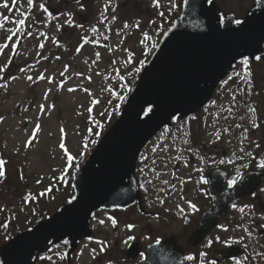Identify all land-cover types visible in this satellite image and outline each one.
Returning <instances> with one entry per match:
<instances>
[{"label": "flooded vegetation", "instance_id": "flooded-vegetation-1", "mask_svg": "<svg viewBox=\"0 0 264 264\" xmlns=\"http://www.w3.org/2000/svg\"><path fill=\"white\" fill-rule=\"evenodd\" d=\"M255 2H239L230 8L225 2L210 0L209 5L220 16V25L229 18L236 25L237 20L242 23L246 19L255 8ZM103 3L111 5L110 0ZM184 3L185 0H119L122 17L112 26L115 32L119 30L120 20L128 21L129 36L148 42L134 54L137 61L133 57V64L123 65L124 70L142 71L161 37L180 18ZM43 12L56 11L48 4ZM152 32L155 36L150 35ZM115 35L117 33L112 37ZM18 48L17 54L22 52ZM60 50L59 44H53L50 49L39 51L36 61L43 69L36 80L41 82V77H47L43 74L52 68V53H60ZM23 65H0V87L13 83L20 70L23 71ZM118 67L117 63L112 66L115 70ZM215 87L211 98L201 108L184 117L175 116L171 125L160 130L141 150L135 168L138 195L133 203L97 208L82 235L76 238L69 235L58 241L50 239L45 248L34 253L32 264H149L146 255L149 248L168 239H174L177 246L183 248V264H212L213 261L215 264L238 261L252 264L254 245L247 244L241 237L246 233L249 239L264 243V168L260 167L264 162V51L253 58L238 60ZM10 98H1L0 105ZM31 104L34 105V100ZM20 106L17 103V109ZM2 150L0 148V159ZM93 151L95 147L84 155L79 166L85 165ZM69 173L62 178L63 183H68V195L55 208L42 198L24 193L15 196L30 208L26 212L2 205L0 264H3L1 251L5 245L50 218L59 207L72 202L73 188L66 177ZM238 175L240 179L233 187L244 178L257 181L262 177L261 184L228 209L202 242H196L201 220L214 202L210 187L231 189L228 181ZM23 178L21 174L19 180ZM9 180L20 185L19 181ZM9 191L6 189V197ZM233 251L237 255L225 256ZM189 256L193 259H187Z\"/></svg>", "mask_w": 264, "mask_h": 264}, {"label": "rangeland", "instance_id": "rangeland-1", "mask_svg": "<svg viewBox=\"0 0 264 264\" xmlns=\"http://www.w3.org/2000/svg\"><path fill=\"white\" fill-rule=\"evenodd\" d=\"M67 1L0 0V5H10L0 7V65L24 64L13 83L0 87V99L11 97L0 105V160L4 161L0 170L5 173L0 177V210L2 205L24 212L30 209L15 196L19 193L42 198L52 208L64 201L68 183H63V176L70 172L66 177L73 180L84 155L115 122L137 77L136 70L126 71L123 65L133 64L134 54L148 43L129 36L128 21L120 20L115 32L112 26L122 17L119 0H110L111 5L104 0ZM217 1L230 8L250 2ZM48 4L56 12H43ZM53 44L60 45V53H52V68L39 82L36 77L43 67L36 61L38 53ZM17 48L22 52L17 54ZM115 63L117 70L112 68ZM241 238L254 245L252 264H264L262 240L259 244L246 233Z\"/></svg>", "mask_w": 264, "mask_h": 264}, {"label": "water", "instance_id": "water-1", "mask_svg": "<svg viewBox=\"0 0 264 264\" xmlns=\"http://www.w3.org/2000/svg\"><path fill=\"white\" fill-rule=\"evenodd\" d=\"M208 3L209 0H187L180 19L162 37L131 89L121 118L104 133L75 175L72 203L5 245L1 251L4 264H31L34 253L50 239L82 235L97 208L133 203L138 195L136 161L147 141L170 125L176 115L183 117L203 106L237 60L264 51V0L256 2V8L242 24L233 26L229 19L221 27L216 10ZM147 107L152 112L143 116ZM261 180L262 177L257 181L244 178L232 190L210 187L214 204L201 220L198 241L212 231L236 201L252 194ZM183 252L174 239H168L149 248L148 261L183 264ZM235 255L233 251L228 256Z\"/></svg>", "mask_w": 264, "mask_h": 264}, {"label": "snow or ice", "instance_id": "snow-or-ice-1", "mask_svg": "<svg viewBox=\"0 0 264 264\" xmlns=\"http://www.w3.org/2000/svg\"><path fill=\"white\" fill-rule=\"evenodd\" d=\"M32 2H33V0H28L29 4H32ZM185 3H187V0H185ZM0 7H3L5 9H9L10 5L7 2H5L4 4L0 5ZM45 11H47V9H45ZM161 15H163V13H161ZM5 19H6V17H5ZM20 23L23 24L24 21L21 20ZM236 23L240 24L241 21L237 20ZM0 27H2V25H0ZM259 59H260V57H257V60H259ZM245 63H247V62L245 61ZM41 78L43 79V77H41ZM29 79L31 80L32 78L29 77ZM70 91H71V89H70ZM147 112L151 113L152 112V108L151 107L147 108ZM70 162H71V157H69V163ZM3 165H4V161L0 160V169L3 168ZM260 167L264 168V162H261ZM4 175H5V173L2 170H0V177H3ZM238 179H240L239 175L237 176L236 179L229 180L228 181V186L229 187L235 186V184L237 183ZM204 183H207V181L205 180ZM192 207L195 208L196 206L192 205ZM101 223H103V221H101ZM113 223H115V221H113ZM64 243L67 244L68 241H65ZM187 259L191 260V259H193V257L189 256V257H187ZM212 264H215V261H213Z\"/></svg>", "mask_w": 264, "mask_h": 264}, {"label": "trees", "instance_id": "trees-1", "mask_svg": "<svg viewBox=\"0 0 264 264\" xmlns=\"http://www.w3.org/2000/svg\"><path fill=\"white\" fill-rule=\"evenodd\" d=\"M105 131V130H104ZM79 169V168H78ZM78 169H77V171H78ZM76 173V172H75Z\"/></svg>", "mask_w": 264, "mask_h": 264}]
</instances>
